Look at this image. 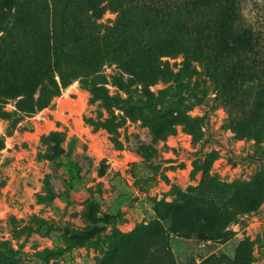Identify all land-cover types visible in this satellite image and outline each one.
Listing matches in <instances>:
<instances>
[{
    "label": "rangeland",
    "instance_id": "1",
    "mask_svg": "<svg viewBox=\"0 0 264 264\" xmlns=\"http://www.w3.org/2000/svg\"><path fill=\"white\" fill-rule=\"evenodd\" d=\"M16 4L0 264H264V0Z\"/></svg>",
    "mask_w": 264,
    "mask_h": 264
},
{
    "label": "trees",
    "instance_id": "2",
    "mask_svg": "<svg viewBox=\"0 0 264 264\" xmlns=\"http://www.w3.org/2000/svg\"><path fill=\"white\" fill-rule=\"evenodd\" d=\"M176 2L179 0H175ZM194 1L196 3H200V2H204L207 3L208 5L212 6L216 0H191ZM17 4H16V0H0V19H3L7 16H12L13 15V10L16 8ZM216 21L213 20V18H211L208 22L203 23L204 25H207L209 27L208 29V39L210 40V42H215V40L217 39V34H216V27H217V23H215ZM244 25V23H243ZM228 27V29L232 28V24H227L226 25ZM211 29V30H210ZM197 32V31H196ZM244 32H248L246 29H244ZM201 31L199 32V35H201ZM204 40V39H203ZM120 86L121 83H119ZM43 105H39V107H41ZM35 108L30 107L28 109H26L25 111L27 112H33ZM118 216H120V214H117L115 216L112 215H105L104 217H97L95 214V208L91 207L88 213V218L89 220L96 224V223H108L109 220L111 219H115ZM189 238H190V234H188ZM88 238V232L87 231H82L80 234L76 235V236H72L70 237V248L76 247V246H80L83 245L85 240ZM55 254H60V253H55V252H48V256H54ZM171 255V253H169ZM163 264H175L173 259H166L165 262Z\"/></svg>",
    "mask_w": 264,
    "mask_h": 264
}]
</instances>
